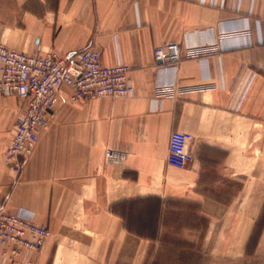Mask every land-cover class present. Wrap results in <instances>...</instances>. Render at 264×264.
<instances>
[{
  "label": "crops",
  "instance_id": "0c3cea01",
  "mask_svg": "<svg viewBox=\"0 0 264 264\" xmlns=\"http://www.w3.org/2000/svg\"><path fill=\"white\" fill-rule=\"evenodd\" d=\"M171 42L177 67L154 55ZM0 43L94 48L104 65H130L136 88L75 103L63 88L19 177L6 151L25 100L0 90V208L49 230L33 264H264V0H0ZM174 130L192 135L184 170L167 161ZM109 148L125 163H108ZM185 203L200 222L179 229L199 232L212 259H147ZM257 225L260 259H242Z\"/></svg>",
  "mask_w": 264,
  "mask_h": 264
},
{
  "label": "built area",
  "instance_id": "2783aa9c",
  "mask_svg": "<svg viewBox=\"0 0 264 264\" xmlns=\"http://www.w3.org/2000/svg\"><path fill=\"white\" fill-rule=\"evenodd\" d=\"M202 48L188 49L191 58L206 54ZM154 55L161 65L177 67L183 59L178 42L154 48ZM0 90L4 97L19 96L25 100L20 111L12 142L6 151L7 162L17 175L23 171L24 162L34 152L39 133L60 103L63 88L67 101H89L102 97L126 98L136 94L132 83L130 65L119 63L104 65L100 52L89 48L77 53L61 55L56 51L46 54H27L0 43ZM192 135L174 130L169 140L168 164L184 170L192 161L189 145ZM128 154L109 148L105 158L111 164L125 163ZM49 235L45 225L24 213L11 214L0 208V257L13 264H33L32 256L41 251Z\"/></svg>",
  "mask_w": 264,
  "mask_h": 264
},
{
  "label": "rangeland",
  "instance_id": "374dc122",
  "mask_svg": "<svg viewBox=\"0 0 264 264\" xmlns=\"http://www.w3.org/2000/svg\"><path fill=\"white\" fill-rule=\"evenodd\" d=\"M179 207L184 209V213L170 216L169 221L176 230L172 228L171 231L167 232L161 246H153L147 259H212L206 257L199 248V232L192 233L186 231L187 229L184 231L179 229L187 226L197 228L200 222V219L193 214V209L188 203L179 204ZM260 228L256 233L254 243L248 248L246 257L242 259H260L254 257L255 242L260 234Z\"/></svg>",
  "mask_w": 264,
  "mask_h": 264
},
{
  "label": "trees",
  "instance_id": "16d2710c",
  "mask_svg": "<svg viewBox=\"0 0 264 264\" xmlns=\"http://www.w3.org/2000/svg\"><path fill=\"white\" fill-rule=\"evenodd\" d=\"M262 220L264 221V211H263V214H262L261 219H260V221H259V225H260V222H262ZM259 225H257V228H256V230H255V232H254V234H253V236H252V238H251V242H250V244H249V247L252 245V243H254V239H255L256 233H257V231H258V227H259ZM258 238H259V236H258ZM258 238H257V240H256V242H255V246H256V243H257V241H258ZM249 247H248V248H249Z\"/></svg>",
  "mask_w": 264,
  "mask_h": 264
}]
</instances>
